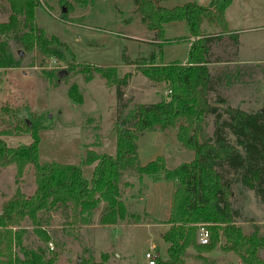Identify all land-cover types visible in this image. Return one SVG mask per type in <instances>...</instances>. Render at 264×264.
Masks as SVG:
<instances>
[{"label":"trees","instance_id":"obj_1","mask_svg":"<svg viewBox=\"0 0 264 264\" xmlns=\"http://www.w3.org/2000/svg\"><path fill=\"white\" fill-rule=\"evenodd\" d=\"M159 1L132 0L141 22L154 32V37H161L164 24L176 21L185 22L188 37H191L185 63L155 64L151 55L150 62L140 69L148 80L166 84L164 97L157 102L135 103L124 113L128 100H124L123 87L131 78L130 72L118 77L115 68L95 66L89 70V66H84L80 70L85 73L89 70V75L95 72L107 85L114 86L118 106L114 120L115 155L88 149L83 163H95L89 180L84 177L81 165L41 162L40 127L36 118L26 106L13 110L18 122L15 129L27 132L30 142L9 146L1 131L0 167L14 164L18 181L31 165L35 188L32 194L26 195L17 186L12 197L2 204L0 264H56L59 253L47 248L53 235L43 227L42 219L53 211H63L66 224L73 226L90 224L98 209L101 225L113 226L129 218L139 223V214L128 211L121 195L126 173L137 175L139 180L148 176L153 181L172 183L165 221L168 227L161 234L167 244L166 259H157L156 264H186L184 256L188 247H193L197 253L210 252L219 242L222 250L232 251L244 264H264L258 255V250L264 247L263 238L256 229L244 234L234 225L239 214L229 202L230 187L235 181L251 189L264 204V100L261 108L255 111L229 105L220 108L219 105L225 104L218 91L224 76L212 75L208 69L210 64L236 61L237 34L227 27L224 19V10L231 0H209L206 6L189 2L172 7L161 6ZM60 3L64 8L71 7L68 0ZM38 4L39 0H0V16L8 14L6 21H0V69L21 66L9 40L24 53L37 50L42 59L52 57L72 64L73 53L67 43L56 35H47L44 27L36 23ZM204 22L217 31H202ZM222 39H228L229 44L224 43V51L219 54L213 51L214 42ZM60 71L45 74L56 82ZM69 96L73 101H81L74 86L70 87ZM207 117L211 118L210 134L206 132ZM164 129L175 130L176 141L192 152V158L171 168L165 166L161 155L142 164L137 153V139L145 132ZM223 168L231 172V178L224 177ZM26 220L46 247H24L25 229L21 228V223ZM199 226L209 232L205 244L196 242ZM13 246L19 248L22 257L13 254ZM107 258L108 254L103 253L100 261L82 259L76 264H105Z\"/></svg>","mask_w":264,"mask_h":264},{"label":"rangeland","instance_id":"obj_2","mask_svg":"<svg viewBox=\"0 0 264 264\" xmlns=\"http://www.w3.org/2000/svg\"><path fill=\"white\" fill-rule=\"evenodd\" d=\"M60 1L39 0L36 23L44 27L47 35H56L67 43L73 53L72 64L52 57L42 59L37 50L19 55L14 41L9 40L21 66L0 69V133L4 131L2 138L9 146L30 142L27 132L15 129L18 122L13 111L26 106L40 127L39 160L81 165L84 177L89 179L93 165L83 163L88 149L115 155L114 120L118 106L115 87L107 85L95 72L89 75L88 71L97 66L115 68L118 77L124 72L131 73L132 81L126 89L123 87L124 100H128L124 112L127 113L135 103L157 102L167 93L166 84L151 82L140 72L150 62V55H158L161 50L162 61L169 56L182 59L186 57L191 37L184 21L170 22L163 25L161 43H156L154 33L141 22L132 0H68L71 7L65 8ZM189 2L206 6L209 0H160L159 4L172 7ZM7 16L2 13L0 21H6ZM224 18L227 27L237 34V56L235 62L208 65L210 74L224 76L218 91L225 104L219 107L229 105L255 111L264 100V0H231L224 10ZM201 30L217 31L205 22ZM224 43L229 44L228 39L214 42L213 51L222 54ZM68 66L74 69L68 70ZM84 66L90 67L86 73L80 71ZM53 70L65 71V74L55 82L45 74ZM72 86L80 95V102L69 96ZM166 130L163 131L168 134ZM206 132H211L210 117H207ZM180 149L168 160V168L192 158L191 151L181 146ZM222 172L226 179L231 178L230 171L223 168ZM152 181L148 176L139 180L137 175L126 173L121 183L122 198L131 214H139V223L129 218L117 225H101L99 209L88 225H67L61 210L44 215L43 227L53 235L52 248L50 242L47 248L59 253L56 264H76L78 258L79 263L82 259L100 261L103 253L108 254L105 264H145L144 254L150 241L156 245L157 259L164 261L167 244L161 234L168 225L145 215L142 207V199ZM17 186L24 194H32L35 188L32 166H27L18 181L14 164L0 167V209ZM230 190V205L239 214L234 225L244 234L256 229L264 240V204L239 182L234 181ZM21 228L25 229L22 243L26 249L46 247L33 233L28 220L21 223ZM204 229L202 226L197 229L198 244H205L200 241V232ZM12 252L22 257L16 246ZM258 255L264 260V247L258 250ZM184 260L186 264H244L232 251L222 250L221 242L210 252L197 253L188 247Z\"/></svg>","mask_w":264,"mask_h":264},{"label":"crops","instance_id":"obj_3","mask_svg":"<svg viewBox=\"0 0 264 264\" xmlns=\"http://www.w3.org/2000/svg\"><path fill=\"white\" fill-rule=\"evenodd\" d=\"M154 39L156 43H161L160 38L159 39L154 38ZM160 51L161 50H159L158 55L151 54L154 57V60H153L154 62L157 61L159 63H168L171 61H178L180 63H185L188 48L186 51V57L182 59H176L174 58V56L173 57L169 56V57H165L166 61H162V58H161L162 55ZM125 73L126 72H124V74ZM130 81H132V79H130L128 83H130ZM161 83L164 85L163 82ZM126 86H128V84ZM174 133L175 131L173 129H170V130L168 129V134H166L163 130H155V131L146 132L142 134L137 139V153H138L140 162L142 164H146L147 162L152 161L157 156L161 155L167 167L168 160L175 157V155L178 154V152L182 150L180 149V146L175 139ZM94 164H87V165H93V168H94ZM171 192H172V183L170 181H165V180L152 181L142 199L143 211L147 215H149L152 219H155L161 222L166 221V219L168 218V214H169ZM146 230L148 232V229Z\"/></svg>","mask_w":264,"mask_h":264},{"label":"built area","instance_id":"obj_4","mask_svg":"<svg viewBox=\"0 0 264 264\" xmlns=\"http://www.w3.org/2000/svg\"><path fill=\"white\" fill-rule=\"evenodd\" d=\"M203 229V228H202ZM207 239V230H201L200 232V241L202 243H206ZM50 248H52V244L51 242L49 243ZM145 256V264H156V260H157V252H156V245L154 242L150 241L149 246H148V250L145 252L144 254Z\"/></svg>","mask_w":264,"mask_h":264},{"label":"water","instance_id":"obj_5","mask_svg":"<svg viewBox=\"0 0 264 264\" xmlns=\"http://www.w3.org/2000/svg\"><path fill=\"white\" fill-rule=\"evenodd\" d=\"M18 54H19V55H22V51H20ZM64 74H65V71H60V72H59V77H62ZM29 125H30V124H29ZM164 131L166 132L167 130L164 129ZM77 262H78V263L80 262V259H79V258L77 259Z\"/></svg>","mask_w":264,"mask_h":264}]
</instances>
